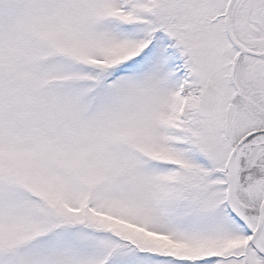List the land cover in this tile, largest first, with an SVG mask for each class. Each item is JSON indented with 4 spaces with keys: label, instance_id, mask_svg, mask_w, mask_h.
Wrapping results in <instances>:
<instances>
[{
    "label": "snow or ice",
    "instance_id": "1",
    "mask_svg": "<svg viewBox=\"0 0 264 264\" xmlns=\"http://www.w3.org/2000/svg\"><path fill=\"white\" fill-rule=\"evenodd\" d=\"M0 264H264V0H0Z\"/></svg>",
    "mask_w": 264,
    "mask_h": 264
}]
</instances>
